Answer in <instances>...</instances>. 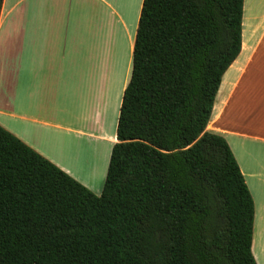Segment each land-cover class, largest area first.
<instances>
[{
  "label": "trees",
  "instance_id": "trees-1",
  "mask_svg": "<svg viewBox=\"0 0 264 264\" xmlns=\"http://www.w3.org/2000/svg\"><path fill=\"white\" fill-rule=\"evenodd\" d=\"M243 22L244 0H143L101 194L0 124V264H258L252 193L207 128Z\"/></svg>",
  "mask_w": 264,
  "mask_h": 264
},
{
  "label": "crops",
  "instance_id": "crops-1",
  "mask_svg": "<svg viewBox=\"0 0 264 264\" xmlns=\"http://www.w3.org/2000/svg\"><path fill=\"white\" fill-rule=\"evenodd\" d=\"M112 1L4 0L0 15V124L84 184L96 177V156L117 141L107 96L116 87L124 94L131 77L124 75L137 33L126 22L130 0L96 33V5L114 8ZM246 23L263 28L253 51ZM207 128L226 137L252 193V250L264 264V0H244L242 49L223 75Z\"/></svg>",
  "mask_w": 264,
  "mask_h": 264
},
{
  "label": "rangeland",
  "instance_id": "rangeland-1",
  "mask_svg": "<svg viewBox=\"0 0 264 264\" xmlns=\"http://www.w3.org/2000/svg\"><path fill=\"white\" fill-rule=\"evenodd\" d=\"M122 1L125 3V0H113L112 4L114 5V8L107 7L104 3H99L96 5V33L100 32L102 34L105 33L104 31L107 30L106 25V17L109 15H112V10L123 11L124 6L122 5ZM127 7L129 8L130 16L126 17V22L129 26V29L131 33H134V30L137 29L136 22L137 15L140 12L141 6H140V0H130L127 4ZM116 17V15H114ZM116 29L119 32V35L121 36L122 32V26L119 23H116ZM245 36L247 39H249V44L252 46L250 51H253L257 46L258 42L261 39V35L263 34V28L256 29L254 25L251 23H246L245 25ZM248 44V43H247ZM247 46V45H246ZM247 49V47H246ZM129 58V49L126 47V53H125V59L127 60ZM132 60V58H131ZM131 64L130 67L126 64L125 65V77H130L131 75ZM115 91L114 94H112ZM111 96H107V102L105 104L106 109V115H107V124L109 126L108 130L110 132H113L117 129V123L118 120V109L120 108L121 100L123 93L120 89V87H116L111 92ZM111 156V150L110 151H102L99 155V157L96 156V177H93L90 182H88L86 185L88 188H90L93 192L96 194H101L106 176H107V169L110 161ZM82 183V182H81ZM251 186V185H250Z\"/></svg>",
  "mask_w": 264,
  "mask_h": 264
}]
</instances>
